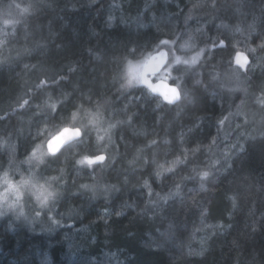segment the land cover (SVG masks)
<instances>
[{"label":"trees","instance_id":"16d2710c","mask_svg":"<svg viewBox=\"0 0 264 264\" xmlns=\"http://www.w3.org/2000/svg\"><path fill=\"white\" fill-rule=\"evenodd\" d=\"M242 13L264 39V0H0V180L47 189L0 214V264H264V120L245 123L264 45L242 72L223 31ZM187 30L201 58L177 67L178 104L156 102L128 68ZM65 127L82 134L49 155Z\"/></svg>","mask_w":264,"mask_h":264},{"label":"rangeland","instance_id":"374dc122","mask_svg":"<svg viewBox=\"0 0 264 264\" xmlns=\"http://www.w3.org/2000/svg\"><path fill=\"white\" fill-rule=\"evenodd\" d=\"M250 20V21H249ZM236 24L223 26L224 33L232 40L233 46L235 48V52H245L246 54H252L259 45H264V39H257L255 42H252V35L250 37L247 34L243 33L244 29L250 28L252 26L253 17L251 14L242 13L236 18ZM247 27V28H246ZM196 33L195 30H187L178 42L174 40H167L163 41L161 44H165L171 47L172 56L169 55V61L164 68V70L156 77L157 79H162L164 81L170 82L176 76L177 67L179 65H196L200 58L201 54L194 51L196 45V41L194 38V34ZM9 34V29L0 22V47L5 42L6 37ZM156 49L155 52H157ZM234 52V53H235ZM154 53V52H152ZM148 52L146 56H142L140 61L137 63L131 64L128 68L127 74L131 80L136 82L139 86H145L144 79H143V68L146 62V59L152 54ZM169 53V52H168ZM234 55V54H233ZM171 57V58H170ZM233 59V57H232ZM244 72V71H242ZM233 73V72H232ZM235 74V73H234ZM225 82L231 86H235V77L236 74H225ZM228 76V77H227ZM236 87L233 91H241L246 92L245 88H242L241 84H238L236 81ZM257 91L262 88L264 91V83L260 86L256 85ZM231 89V90H232ZM241 89V90H240ZM257 106L253 107L254 110H248L245 112L247 114L246 117V124L247 123H254V126L262 123L264 120V94L260 98L255 100ZM178 104V103H177ZM242 117V116H241ZM225 118L224 117V121ZM243 119V118H242ZM224 121L221 123L223 124ZM43 130V129H42ZM42 134L40 131L39 135ZM45 147V145H44ZM45 149V148H44ZM45 152L47 153L46 149ZM102 154V153H99ZM98 155V154H97ZM92 158V157H91ZM84 162L86 164L90 163V158H85ZM180 163L179 160L163 163L164 166L158 165V167L163 168L166 171L173 170L178 164ZM92 165V164H91ZM0 180V214H14L15 211L18 214L26 215L27 210L24 208V201L23 197L25 198L28 193H31L34 198L38 199L39 195L46 196V188L42 184H37L34 182H29L25 180L23 177H19L20 179H10L8 181L4 179ZM27 191V192H26ZM28 205V200H27ZM28 217V215L26 216ZM205 239V229L203 227L199 228V235L195 236L193 241L191 242L190 246L188 247V252L190 254H198L202 250L203 242ZM46 261V260H45ZM66 264H81V261L77 258V256L72 252L70 253V258L68 259Z\"/></svg>","mask_w":264,"mask_h":264},{"label":"water","instance_id":"95a60500","mask_svg":"<svg viewBox=\"0 0 264 264\" xmlns=\"http://www.w3.org/2000/svg\"><path fill=\"white\" fill-rule=\"evenodd\" d=\"M224 47V43L219 44ZM169 61V53L166 49H159L152 53L144 64L143 79L144 84L152 96L159 98L163 103L168 105H175L181 100V93L179 88L167 81L159 79L155 82L151 81L150 77H155L161 73ZM233 64L246 71L251 63L250 57L245 52L237 51L233 55ZM178 93V95H177ZM80 130L78 128L65 127L57 134L49 138L45 143V149L51 156L58 155L64 148L75 142L80 137ZM55 151V155L52 152ZM106 160L104 154H98L90 158L91 164H103Z\"/></svg>","mask_w":264,"mask_h":264},{"label":"flooded vegetation","instance_id":"af4514ba","mask_svg":"<svg viewBox=\"0 0 264 264\" xmlns=\"http://www.w3.org/2000/svg\"><path fill=\"white\" fill-rule=\"evenodd\" d=\"M150 79H151V81H153V82H155V81H157L156 80V77H150ZM155 98H157V97H155ZM159 101H161L159 98H157V101L156 102H159Z\"/></svg>","mask_w":264,"mask_h":264},{"label":"clouds","instance_id":"9594fccd","mask_svg":"<svg viewBox=\"0 0 264 264\" xmlns=\"http://www.w3.org/2000/svg\"><path fill=\"white\" fill-rule=\"evenodd\" d=\"M177 95H178V93H177ZM79 134H82V133H79ZM55 154H56L55 151H53V152H52V155H55Z\"/></svg>","mask_w":264,"mask_h":264},{"label":"bare ground","instance_id":"6f19581e","mask_svg":"<svg viewBox=\"0 0 264 264\" xmlns=\"http://www.w3.org/2000/svg\"><path fill=\"white\" fill-rule=\"evenodd\" d=\"M250 21V20H249ZM81 132V131H80ZM81 135V134H80ZM72 144V143H71ZM122 168V167H121ZM170 188V187H169ZM94 253V252H93ZM96 253V252H95ZM129 253V252H128ZM8 255V254H7ZM123 257V256H122Z\"/></svg>","mask_w":264,"mask_h":264}]
</instances>
